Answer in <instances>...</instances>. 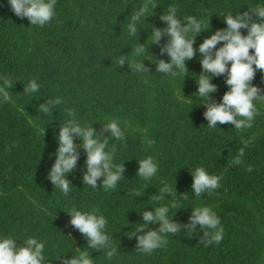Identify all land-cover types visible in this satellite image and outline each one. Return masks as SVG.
Here are the masks:
<instances>
[{
	"label": "trees",
	"instance_id": "16d2710c",
	"mask_svg": "<svg viewBox=\"0 0 264 264\" xmlns=\"http://www.w3.org/2000/svg\"><path fill=\"white\" fill-rule=\"evenodd\" d=\"M261 6L264 0H56L55 16L40 27L17 18L7 0H0V77L13 85L5 88L0 81V236L17 244L29 237L43 242V264H61L63 255L81 252L92 264H264V98L254 101L257 114L250 128L219 123L208 128L206 109L195 93L201 57L186 61L185 77L181 69L175 77L157 73L155 63L169 59L160 54L166 38L156 45L149 36L152 26L164 27L160 18L174 7L178 19L195 17L209 27L195 37L196 49L226 27L223 17ZM140 8H146L145 16L131 36L127 27ZM252 19L258 18L252 14ZM240 31L246 35V29ZM141 46L145 53L137 55ZM122 59L125 64L118 65ZM141 60L148 73L129 67ZM224 79L211 80L217 91L210 99L217 103L227 91ZM33 80L39 90L26 93ZM251 83L264 94V74L256 70ZM56 98L62 102L48 113L41 111L42 104ZM73 119L91 125L101 139L108 137L103 126L110 121L124 131L123 140L109 136L106 148L116 165L123 164L115 189L105 191L103 177L96 189L83 184L86 154L78 140L76 167L66 176L69 193L47 179L55 162V134ZM147 157L158 167L149 181L137 176V161ZM197 167L220 177L219 187L199 198L191 192L190 172ZM164 187L169 195L156 201ZM159 206H169V218L180 225L189 223L191 208H211L220 220L222 240L208 244L198 224L193 232L181 226L166 235L165 246L140 252L129 235L144 211ZM73 208L105 217L110 246L117 250L110 260L105 250L88 248L70 225Z\"/></svg>",
	"mask_w": 264,
	"mask_h": 264
},
{
	"label": "clouds",
	"instance_id": "9594fccd",
	"mask_svg": "<svg viewBox=\"0 0 264 264\" xmlns=\"http://www.w3.org/2000/svg\"><path fill=\"white\" fill-rule=\"evenodd\" d=\"M8 7L13 14L20 19H27L29 24L43 27L55 16L56 0H7ZM146 8H140L132 16L127 31L131 36L137 35V24L145 16ZM252 14L258 19L253 20ZM163 28L152 26L151 43L159 45L162 37L166 43L160 47V54H167L168 62L158 60L156 72L175 77L177 69L187 73L186 61L194 56L201 57L199 63L202 68L199 80L196 82L195 92L202 99L206 109L203 116L207 121V127L217 128V124H231L236 129L250 128L254 116L257 114L255 103L264 98L262 89L254 86L251 81L256 70L264 74V6L251 11L231 13L223 17L225 28L216 30L210 36L203 39L198 48H193L195 37L205 28L202 22L195 17H187L180 20L176 16V9L170 8L168 14L160 18ZM241 29H246V35L241 34ZM218 44L222 46L217 47ZM144 46L137 50V55H144ZM251 50V52H250ZM122 59L118 65H124ZM135 72L148 73L143 60L132 62L129 65ZM215 76H224L227 91L221 97L219 103L210 99V94L217 91V86L211 83ZM2 86L11 88L12 81L0 77ZM39 90L36 81H31L24 88L26 93H35ZM7 99V94H5ZM255 101V103H254ZM60 98L44 103L40 106L41 111L48 113L56 104H60ZM72 115V113H70ZM103 131L116 140H123L124 131L115 120L103 126ZM108 137L101 139L96 131L90 126H82L74 119L59 126L55 134L56 150L55 162L47 174L50 180L60 192L67 195L71 189L66 176L76 167L78 159V146L74 143L78 140L79 147L86 154L84 162L83 184L92 189L97 188V180L101 177L100 186L105 191L115 189L123 177V164L116 165L112 151H106ZM239 155H244L243 150ZM234 163H240L239 159ZM137 176L145 181L151 180L158 171L157 164L152 157L137 161ZM251 171V169H249ZM191 192L196 198L204 193H211L219 187L220 177L209 174L204 168L197 167L192 172ZM170 189L164 187L161 193L155 196L156 201L166 199ZM171 207H176L175 203ZM191 216L187 225H180L169 218V206H159L142 213V222L132 231L129 237L135 236L136 249L142 253H151L155 249L167 244L165 238L168 234H175L183 226L188 232H193L198 224L203 231V236L208 237L207 243H219L223 238V229L215 212L209 207L191 208ZM70 225L79 231L87 240V247L95 250H105L106 258L111 259L116 249L110 246V237L106 234L107 220L96 212H82L76 208L69 212ZM156 224V230L147 229V225ZM147 229V230H146ZM139 233V234H138ZM138 234V235H137ZM16 239L8 236H0V264H43L44 244L35 238L29 237L22 244H17ZM61 264H92V259L86 252L76 256L61 258Z\"/></svg>",
	"mask_w": 264,
	"mask_h": 264
}]
</instances>
